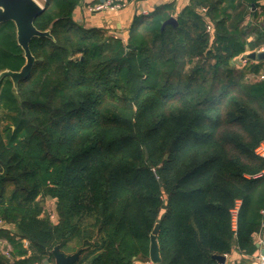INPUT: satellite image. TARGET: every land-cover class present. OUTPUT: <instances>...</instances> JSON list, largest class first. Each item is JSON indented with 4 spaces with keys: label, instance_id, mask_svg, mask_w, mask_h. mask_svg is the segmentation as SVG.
<instances>
[{
    "label": "trees",
    "instance_id": "1",
    "mask_svg": "<svg viewBox=\"0 0 264 264\" xmlns=\"http://www.w3.org/2000/svg\"><path fill=\"white\" fill-rule=\"evenodd\" d=\"M81 1L43 0L33 24L52 38L30 40L16 89L0 80V264L50 263L55 246L82 249L76 264L149 262L156 224L159 264L252 254L264 62L234 60L264 46V0L171 1L125 39L83 27ZM24 63L13 22L0 23V72Z\"/></svg>",
    "mask_w": 264,
    "mask_h": 264
},
{
    "label": "water",
    "instance_id": "2",
    "mask_svg": "<svg viewBox=\"0 0 264 264\" xmlns=\"http://www.w3.org/2000/svg\"><path fill=\"white\" fill-rule=\"evenodd\" d=\"M105 0H100L103 3ZM42 10V5L36 0H0V23L11 21L15 26L16 42L23 51L25 59L24 65L18 71L4 70L0 72V80L3 77H8L13 85L17 88L18 82L27 77L33 67L34 57L29 49V42L34 37L52 38L49 31L41 32L37 30L33 24L36 15ZM177 25L176 19L171 16L164 23ZM246 58L251 61H264V51L251 52ZM159 224H156L150 235L149 259L152 264L160 263L159 248L156 240ZM82 249H78L72 254H64L60 252L58 246L53 247L51 255L53 262L45 261L44 264H76L80 259ZM213 258L218 263L222 264L225 261L224 256L213 255Z\"/></svg>",
    "mask_w": 264,
    "mask_h": 264
},
{
    "label": "crops",
    "instance_id": "3",
    "mask_svg": "<svg viewBox=\"0 0 264 264\" xmlns=\"http://www.w3.org/2000/svg\"><path fill=\"white\" fill-rule=\"evenodd\" d=\"M120 1V0H118ZM124 5L117 9H107L99 12H89L87 8L93 3H100V0H82L79 6L76 8L73 17L85 28H103L108 35L118 36L123 39L126 38L127 29L131 24L132 19L138 14H148L155 8L169 3L172 0H131L129 2L122 0ZM39 3V1L37 0ZM188 3L187 0H179L175 2L176 11L179 12ZM175 18V17H174ZM264 46L258 51L260 52ZM246 57H238L234 60L236 65H244L243 60ZM248 60V59H247ZM259 61H250V63H258ZM264 62V61H263ZM262 73V72H261ZM260 73V74H261ZM259 74V75H260ZM257 76V78L259 77ZM264 224L261 231L253 237V243L256 250L252 254L240 253L235 248L227 255H223L225 258L224 264H260L264 259ZM134 264H152L149 262H135ZM220 264V263H218Z\"/></svg>",
    "mask_w": 264,
    "mask_h": 264
},
{
    "label": "built area",
    "instance_id": "4",
    "mask_svg": "<svg viewBox=\"0 0 264 264\" xmlns=\"http://www.w3.org/2000/svg\"><path fill=\"white\" fill-rule=\"evenodd\" d=\"M37 1V0H36ZM172 1H179V0H172ZM41 4V3H39ZM42 5V4H41ZM124 5V2H119L118 0H105L103 3H97L95 5H91L87 8V11L89 12H99V11H103V10H107V9H117L120 8ZM209 30V27L207 28ZM263 51V49L261 50ZM247 62L246 60H243V64ZM258 79L262 80L264 79V71L259 75ZM255 153L256 155H258L260 158H262L264 160V142L260 143L257 148L255 149ZM264 174V170L262 172ZM50 218L55 220V214L50 215ZM262 244L264 245V241L262 242ZM224 264V263H222ZM260 264H264V259H262Z\"/></svg>",
    "mask_w": 264,
    "mask_h": 264
},
{
    "label": "rangeland",
    "instance_id": "5",
    "mask_svg": "<svg viewBox=\"0 0 264 264\" xmlns=\"http://www.w3.org/2000/svg\"><path fill=\"white\" fill-rule=\"evenodd\" d=\"M38 1H39V3H41V4H42V2H43V0H38ZM44 208H45V211L48 212L50 215L55 214V213H54V202H53L51 199L47 198V199L44 201ZM1 247H3V244H2V243H1V245H0V248H1Z\"/></svg>",
    "mask_w": 264,
    "mask_h": 264
}]
</instances>
